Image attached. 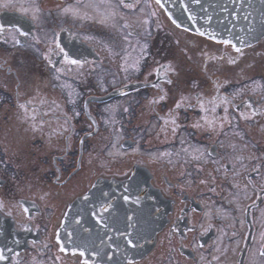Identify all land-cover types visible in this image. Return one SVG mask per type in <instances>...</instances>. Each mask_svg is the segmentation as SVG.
<instances>
[{
    "label": "flooded vegetation",
    "instance_id": "flooded-vegetation-1",
    "mask_svg": "<svg viewBox=\"0 0 264 264\" xmlns=\"http://www.w3.org/2000/svg\"><path fill=\"white\" fill-rule=\"evenodd\" d=\"M13 2L39 12L0 7V264H264V37L237 52L156 0Z\"/></svg>",
    "mask_w": 264,
    "mask_h": 264
},
{
    "label": "water",
    "instance_id": "water-1",
    "mask_svg": "<svg viewBox=\"0 0 264 264\" xmlns=\"http://www.w3.org/2000/svg\"><path fill=\"white\" fill-rule=\"evenodd\" d=\"M161 3L180 27L197 34L204 32L203 36L216 41L230 39L232 44L243 48L264 37V0H199V3L161 0ZM190 15L196 17L195 21ZM208 17L212 18L210 22Z\"/></svg>",
    "mask_w": 264,
    "mask_h": 264
},
{
    "label": "snow or ice",
    "instance_id": "snow-or-ice-1",
    "mask_svg": "<svg viewBox=\"0 0 264 264\" xmlns=\"http://www.w3.org/2000/svg\"><path fill=\"white\" fill-rule=\"evenodd\" d=\"M106 3L110 5V0H105ZM197 3H199V0H196ZM156 3L157 4H161V0H156ZM125 7L127 8H132L134 7V4L132 3H128V4H125L124 5ZM0 7H3V8H9V9H12V10H16V11H20L22 12L24 15H28L30 12H31V18L33 20H35L37 18V13L39 12V8L34 6V3L33 4H30L29 7H24L23 4H21L19 7L16 6V4L13 2V0H6L5 3H3L2 5H0ZM187 8V6H185ZM63 12L64 13H72V15L74 16H77L78 18H81V19H88L90 17H88L87 13L81 15L80 14V11L78 8L74 7V6H69V7H66L63 9ZM110 15L114 16L115 13H111ZM110 18L109 16H105L104 19H102L100 22L103 24V23H106L107 22V19ZM191 20L195 21L196 17L195 16H191L189 17ZM211 17H208V20L209 22L211 21ZM174 24H176V20H173L172 21ZM177 27H180L179 24H177ZM5 31V28L3 25H0V33L4 32ZM15 33H19L20 36H23V37H26L28 36V33L27 32H24V31H21L20 28H15L13 30ZM199 31V30H198ZM199 34L201 36L205 35L204 32H199ZM213 38H215V34H211ZM13 39L15 40V36H13ZM16 43H19L18 40H15ZM220 43H223L225 45H229V44H232V41L230 39H223L220 41ZM233 47L236 48V51L237 52H240L241 49L239 47H237L235 44H232ZM57 47H59V45H57ZM60 51L63 53V60H64V63L67 64V65H76V66H82L84 61L80 60V59H74L72 58L67 52L64 51L63 48H60ZM235 61H233L234 63ZM227 102V101H225ZM23 107V106H22ZM177 107H180V105H177ZM214 110V109H213ZM205 120L210 124H214L215 122L214 121H208L207 120V117H205ZM172 123H175V121L173 120ZM175 130V129H173ZM262 191H264V189H262ZM125 199H127V197H125ZM261 239H264V233H261ZM129 243H131V241H129ZM63 250V248H62ZM82 254V253H81ZM0 259H4V256H3V250H0Z\"/></svg>",
    "mask_w": 264,
    "mask_h": 264
}]
</instances>
